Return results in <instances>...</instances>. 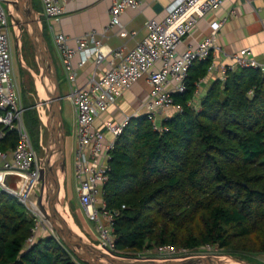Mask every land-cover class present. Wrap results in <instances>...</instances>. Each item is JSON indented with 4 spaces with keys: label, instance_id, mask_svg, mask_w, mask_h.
<instances>
[{
    "label": "trees",
    "instance_id": "16d2710c",
    "mask_svg": "<svg viewBox=\"0 0 264 264\" xmlns=\"http://www.w3.org/2000/svg\"><path fill=\"white\" fill-rule=\"evenodd\" d=\"M209 63L196 61L185 91L171 94L180 109L160 120L161 130L145 115L130 118L110 152L102 199L114 214L118 255L207 246L254 263L264 254V71L215 75L195 104V82L207 77ZM23 122L27 131L36 125L38 148L29 107ZM3 131L0 149L9 150L17 134ZM33 225L19 199L0 191V264H85L55 233L27 244Z\"/></svg>",
    "mask_w": 264,
    "mask_h": 264
},
{
    "label": "built area",
    "instance_id": "2783aa9c",
    "mask_svg": "<svg viewBox=\"0 0 264 264\" xmlns=\"http://www.w3.org/2000/svg\"><path fill=\"white\" fill-rule=\"evenodd\" d=\"M69 1L71 0H40L41 9L38 11L42 22H47V29L67 71L69 82L74 83L77 76L72 65L75 55L78 56L77 66L89 60L98 66L107 56L113 60L108 68L93 73L85 86L70 88L64 96L71 103L75 114L72 129L75 193L85 218L95 224L96 245L113 250L114 214L105 210L103 199L101 206L96 203L102 198V190L108 180L110 152L113 151L116 140L122 134L129 118L126 117L120 122L106 120L103 124L104 131L95 125L96 119L127 89L145 77L150 86L144 104L145 116L154 129L161 130L159 117L171 108L180 109L174 104L171 94L185 91L188 71L196 61L210 59L208 72L216 70L222 79L225 78L226 72L236 68L250 67L264 71V62L257 61L248 47L232 54L222 51L216 33L224 19L212 20L209 23L211 32L204 35L195 47L178 51L183 38L196 27L199 20L208 12L219 8L224 0H173L163 19L152 18L147 21L146 35L132 48L117 47L108 50L104 49L95 32L87 31L81 36L73 37L75 47H71L68 45L69 37L65 33L53 30L52 22L59 20L66 12V4ZM140 4L141 0H112L108 7L109 21L105 28L120 25L122 12L129 8L136 9ZM13 31L15 23L10 18V11L3 0H0V125L3 127L0 129V138L4 136V128L14 130L17 134V142L13 148L0 149V191L16 196L32 214L34 225L31 235L26 239V243L30 244L39 231V224L46 221L34 203L25 198L30 186L36 185L34 190L38 192L36 187L41 185L38 178L45 146L43 131L46 107L42 99H39L38 111L42 123L37 150L33 147L24 125L25 107L16 80L12 78ZM124 34L122 32V35ZM217 53H223L229 62H216ZM157 62L160 67L155 69ZM204 79L199 78L195 82V94L199 93ZM169 83L173 84L172 90L166 88ZM15 179H18L16 187H19L22 181L25 182L23 193L9 190L11 182L8 181ZM157 251L159 254L173 255L182 250L163 246Z\"/></svg>",
    "mask_w": 264,
    "mask_h": 264
},
{
    "label": "crops",
    "instance_id": "0c3cea01",
    "mask_svg": "<svg viewBox=\"0 0 264 264\" xmlns=\"http://www.w3.org/2000/svg\"><path fill=\"white\" fill-rule=\"evenodd\" d=\"M112 0H71L66 4V12L57 21L52 22L53 30L61 31L68 37V45L75 47V42L72 39L75 36H81L87 31L95 32L97 38L105 50L124 47L125 49L132 48L140 41L147 32L146 23L154 18L161 20L165 17L168 7L173 0H141V4L136 9H126L120 15V25L106 29L109 21L108 7ZM40 12V10H39ZM224 19L216 33V39L222 51L225 54H232L241 48L248 47L259 62H264V0H224L223 4L205 14L197 23L196 27L187 34L178 47V51L186 48L195 47L204 35L209 34V23L212 20ZM46 26L47 25V22ZM122 32L125 34L122 35ZM59 72L62 78L67 80L70 88L85 86L88 79L93 73L100 72L109 67L110 62H113L110 56H107L98 66H95L93 61H85L81 66H77L78 56L75 55L72 60V65L76 69V80L74 83L69 82L67 71L63 67L60 56L56 51ZM229 62L223 53L216 54V62ZM160 67L159 62L154 65L157 69ZM194 73V70H189ZM219 73L215 71L208 72L202 86L200 85L199 93L195 94L193 99H198L205 90V87L210 82V79ZM67 78V79H66ZM60 80V77H59ZM167 90H172L173 84L167 85ZM150 86L145 77L140 78L129 89H127L109 109L101 114L95 121V125L104 131V122L106 120L120 122L124 118H135L145 115V101L148 95ZM174 93V92H173ZM194 101V100H193ZM176 111L171 108L166 111L160 120L165 116H170ZM161 118V119H160ZM64 182L61 185V190L64 197L67 193L66 188V171L64 174ZM77 211V210H76ZM75 212L79 219L80 230L85 231L90 237H96L95 230L86 221L84 213ZM68 220L72 228L81 235L74 224H72L69 216ZM40 230L38 234H41ZM82 236V235H81Z\"/></svg>",
    "mask_w": 264,
    "mask_h": 264
},
{
    "label": "water",
    "instance_id": "95a60500",
    "mask_svg": "<svg viewBox=\"0 0 264 264\" xmlns=\"http://www.w3.org/2000/svg\"><path fill=\"white\" fill-rule=\"evenodd\" d=\"M10 11V18L19 23L32 45L35 56L37 76L45 91L42 101L46 107L44 129L45 146L39 171L38 192L32 185L25 198L34 203L52 231L61 242L85 264H251L228 253L197 252L166 258L129 257L116 254L112 249L100 248L86 241L66 222L60 210V191L65 174V124L61 112V99L57 66L53 59L48 42L43 33V24L32 0H3ZM19 35V34H18ZM35 184V183H34Z\"/></svg>",
    "mask_w": 264,
    "mask_h": 264
},
{
    "label": "rangeland",
    "instance_id": "374dc122",
    "mask_svg": "<svg viewBox=\"0 0 264 264\" xmlns=\"http://www.w3.org/2000/svg\"><path fill=\"white\" fill-rule=\"evenodd\" d=\"M32 4H33V7L35 10L39 11L41 9L40 0H32ZM42 24H43L44 36L48 42V45H49V48L51 50L55 64H56L57 68L59 69L58 57H57L56 50H55V47H54L53 42H52L51 35L47 29L46 23L43 21ZM28 43L29 42L27 41V44ZM19 49H20V47H19ZM26 61L28 62V65L26 64V62H24V66L26 65V69H27V66L30 67V68L28 67V70L30 73L25 74L23 76V80H22L23 82L20 83L18 76H17V73L19 71V65L17 63V60L13 56V59H12V66H13L12 78H14L16 80V83H17L18 89L20 91L22 102H23L24 106L29 107L37 119V122H38L37 123V131L39 133V122L42 123V121L39 117V111H38L39 106L38 105H39V99H42V96L44 93L42 94L40 89H39V83H38L39 79H38L37 73L35 72L36 71V61H35V56H34V53H33V50H32L30 43L28 44V52H27ZM16 77H17V79H16ZM59 77H60V80H59L60 90H61V94L63 96V98L61 99V112H62V117H63V121L65 124V131H66L65 171H66V176H67V181H66L67 193L65 194L66 197H64L63 192L61 194L60 210H62L61 211L62 216L64 213L67 214V216H69L72 224H74L76 226L77 231L82 235V237L86 241L96 245V240H97L96 237H90L89 235L86 234L85 231L80 230L79 219L76 217V214H75V212H80L79 209H81V206L78 202V199H77V196L75 193V181L73 178L74 138L72 136V129L74 127L75 114H74L73 107H72L71 103L69 102V100L64 98V96L66 94H68V92H69L67 80H64V78H62V74H60V72H59ZM194 100H195V104H197L198 99H194ZM28 133H29L33 147L38 150L37 141H36V125L33 124L32 128L29 127ZM38 139H39V137H38ZM15 181H16V179L13 181H8V183L11 182L10 186L16 187ZM63 182H64V178L62 180V183ZM96 205L97 206L102 205V198H99V201L96 203ZM81 211L83 212L82 209H81ZM37 218L40 220L39 216H37ZM86 221L91 225L92 229L95 230L94 222L88 221L87 219H86ZM39 230L41 232H45V233L46 232L47 233H54L52 231L50 225L46 221H43L42 224H39ZM152 252L153 253L149 254L150 258H166V257H173V256L188 253V251L187 252L181 251L178 253H174L172 255L169 253L159 254L157 250H153ZM197 252L224 253L223 251L218 250L217 248H214V247L212 248V247H207V246L201 247L200 251H197ZM197 252H192V253H197ZM152 256H156V257H152ZM144 257H148V256L146 255ZM253 258L255 259V262L251 263V264H264V254L258 255L256 257L254 256Z\"/></svg>",
    "mask_w": 264,
    "mask_h": 264
},
{
    "label": "flooded vegetation",
    "instance_id": "af4514ba",
    "mask_svg": "<svg viewBox=\"0 0 264 264\" xmlns=\"http://www.w3.org/2000/svg\"><path fill=\"white\" fill-rule=\"evenodd\" d=\"M19 30L20 32L18 33V31H13L11 34V47H12V59L13 56L14 58L17 60V63L19 65V71L17 73L19 82H23V76L25 74H29V70L27 66L26 69V65L24 66V62H26V64L28 65V62L26 61L27 59V52H28V44L30 43L27 34L25 33V29L23 28V26L19 23ZM19 34V35H18ZM27 41L29 42L27 44ZM31 45V43H30ZM20 47V49H19ZM32 47V45H31ZM33 50V48H32ZM20 51V52H19ZM21 53V54H20ZM30 68V67H29ZM37 72V70L35 71ZM17 79V77H16Z\"/></svg>",
    "mask_w": 264,
    "mask_h": 264
},
{
    "label": "bare ground",
    "instance_id": "6f19581e",
    "mask_svg": "<svg viewBox=\"0 0 264 264\" xmlns=\"http://www.w3.org/2000/svg\"><path fill=\"white\" fill-rule=\"evenodd\" d=\"M38 83H39V89H40V91H41V93L43 94V96L42 97H44V95H45V91H44V89H43V87L41 86V84H40V82L38 81ZM19 179V178H18ZM18 179H16V181L15 182H18ZM1 180V179H0ZM20 180V179H19ZM3 182V184H5V180H3L2 181ZM15 184H17V183H15ZM24 184H25V182H21L19 185V187H13V186H9V185H7V186H9L8 188H9V190L10 191H12V192H18V193H23L24 192ZM61 194H62V191H60V195H59V199H61ZM61 201V200H60ZM65 207V206H64ZM62 211V210H61ZM40 212V211H39ZM66 212V211H65ZM64 213V212H63ZM63 220L66 222V224L67 225H69L71 228H72V226H71V224H70V222H69V220H68V217H67V214H63ZM73 229V228H72ZM74 230V229H73ZM75 231V230H74ZM76 232V231H75ZM77 233V232H76Z\"/></svg>",
    "mask_w": 264,
    "mask_h": 264
}]
</instances>
